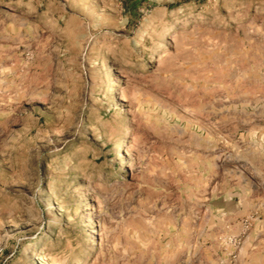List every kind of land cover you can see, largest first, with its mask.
Segmentation results:
<instances>
[{
    "label": "rangeland",
    "instance_id": "obj_1",
    "mask_svg": "<svg viewBox=\"0 0 264 264\" xmlns=\"http://www.w3.org/2000/svg\"><path fill=\"white\" fill-rule=\"evenodd\" d=\"M0 264H264V0H0Z\"/></svg>",
    "mask_w": 264,
    "mask_h": 264
}]
</instances>
